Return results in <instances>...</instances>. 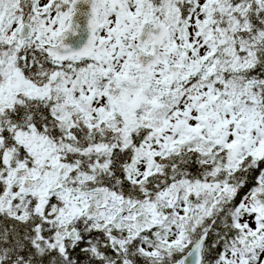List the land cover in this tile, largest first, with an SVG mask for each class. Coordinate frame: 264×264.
Masks as SVG:
<instances>
[{
  "label": "snow or ice",
  "instance_id": "6c2138e0",
  "mask_svg": "<svg viewBox=\"0 0 264 264\" xmlns=\"http://www.w3.org/2000/svg\"><path fill=\"white\" fill-rule=\"evenodd\" d=\"M0 264H264V0H0Z\"/></svg>",
  "mask_w": 264,
  "mask_h": 264
}]
</instances>
